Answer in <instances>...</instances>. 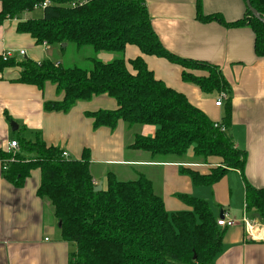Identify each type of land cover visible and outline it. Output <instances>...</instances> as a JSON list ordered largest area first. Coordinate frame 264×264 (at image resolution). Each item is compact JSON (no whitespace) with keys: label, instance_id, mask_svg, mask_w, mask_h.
Wrapping results in <instances>:
<instances>
[{"label":"trees","instance_id":"obj_1","mask_svg":"<svg viewBox=\"0 0 264 264\" xmlns=\"http://www.w3.org/2000/svg\"><path fill=\"white\" fill-rule=\"evenodd\" d=\"M45 2L41 18L21 19ZM1 3L0 24L8 18H19L18 31L30 34L39 44L47 41L48 45L61 48L72 44L79 50L90 47L95 53L116 55L112 61L92 57L89 67H65L51 59L4 60L1 55L0 72L6 67L21 68L16 82L40 89L51 82L59 94H64L61 100L45 101V111L66 113L79 101L107 94L118 106L88 113L95 129L114 130L119 121L125 123L129 133L135 127H155L153 135L133 133L127 148L161 158L183 159L189 152L193 158L206 161L212 156L220 157L221 166L208 174L187 170L197 185L216 183L228 169L244 172L247 151L236 147L228 134V117L216 126L184 94L156 78L142 56L129 63L125 60L126 46L135 45L142 54L163 57L183 67V80L203 93H230L219 66L184 58L163 45L152 26L145 0ZM251 5L264 17V0H251ZM197 19L228 28L251 27L255 54L264 57V23L248 7L242 18L229 22L221 13L204 14L202 0H197ZM197 71L206 75H198ZM16 134V150L0 149V161L7 166L3 175L14 186L22 187L32 170H41L37 194L50 205L58 222L59 238L76 245L69 264H213L223 250L225 229L218 225L207 201L182 195L191 209L168 212L161 191L142 173L123 180L110 171L105 187L96 191L99 183L91 173L88 150L80 159L69 158L58 146L47 144L41 131L29 133L21 128ZM255 213L263 224L264 188L246 180V216Z\"/></svg>","mask_w":264,"mask_h":264},{"label":"crops","instance_id":"obj_2","mask_svg":"<svg viewBox=\"0 0 264 264\" xmlns=\"http://www.w3.org/2000/svg\"><path fill=\"white\" fill-rule=\"evenodd\" d=\"M145 2L152 26L168 50L220 67L230 85L228 99L217 106L220 94L203 93L196 85L183 80V67L163 57L142 54L135 45L126 46L125 60L129 63L142 56L156 78L184 94L214 123L228 117V134L236 147L247 151L244 172L228 169L216 183L197 185L187 170L208 174L221 166L220 157L212 156L206 161L193 158L189 152L183 159L161 158L127 148L129 132L123 121L114 130L95 129L94 120L88 116L97 110L117 108V101L107 94L79 101L66 113L47 112L44 102L61 100L64 94H59L51 82L43 89L16 82L21 71L19 66L6 67L0 72V149H9L21 128L29 133L41 131L47 144L66 151L69 158L80 159L88 150L94 181L102 182L103 187L110 171L125 176V180L142 173L161 191L168 212L191 209L182 195L203 199L217 219L225 217L236 222L224 227L223 250L213 264H264V239L252 236L244 222L247 219L246 180L257 188H264V57L255 54V34L249 26L228 28L217 22L199 21L197 0ZM246 8L244 0H202L204 14L221 13L229 22L242 18ZM25 16L21 19H28ZM19 21V18H8L0 24V56L12 51L11 58L17 61L53 60V53L46 48L48 45L39 44L30 34L18 31ZM22 50L26 51L24 56L19 53ZM113 57L102 53L98 59ZM195 73L206 75L201 71ZM12 122L18 125L17 130L12 129ZM154 132V126L145 125L139 133L153 135ZM40 183L41 170L34 169L22 187L14 186L4 177L0 161V264H69L71 253L76 250L75 243L59 238L52 209L37 194Z\"/></svg>","mask_w":264,"mask_h":264},{"label":"rangeland","instance_id":"obj_3","mask_svg":"<svg viewBox=\"0 0 264 264\" xmlns=\"http://www.w3.org/2000/svg\"><path fill=\"white\" fill-rule=\"evenodd\" d=\"M25 17L28 19H38L43 16V8H36L35 10L31 12H26ZM46 42V44H43ZM41 43L42 45L46 46L48 45L47 41H43ZM47 50H49L51 53H53V60H55L57 63H61L65 67H71V66H80V67H89L91 64V58L100 56L102 53L106 52H99L95 53L94 50L90 47L84 48L83 50H79L75 45L72 44H63V48L60 47V45H48ZM112 54L114 57L111 60H103V61H112L116 58V55L113 53H107ZM125 58V53H124ZM143 127V126H142ZM142 127H135L133 130L128 133L127 141H131L133 138V133L135 132H142ZM130 152L127 153V156ZM120 179L125 180V176H118ZM247 220L250 223V227H256V229H262L264 227V223L262 224L261 221H259V216L255 213L254 216L251 214L247 215ZM259 219V220H258ZM263 238V237H262Z\"/></svg>","mask_w":264,"mask_h":264},{"label":"built area","instance_id":"obj_4","mask_svg":"<svg viewBox=\"0 0 264 264\" xmlns=\"http://www.w3.org/2000/svg\"><path fill=\"white\" fill-rule=\"evenodd\" d=\"M46 5H47V2L43 3L42 5H37L36 8H44ZM43 44H46V42H44ZM19 53H20L21 56H24L26 54V51L22 50V51H19ZM2 56H3L4 60H7V59H9V58H11L13 56V52L12 51H7L4 54H2ZM227 98H228V95L225 92H222L219 95L218 100L216 101V105L217 106H221L223 101L226 100ZM219 124L220 123H216L215 125L219 126ZM222 129L225 130V127H222ZM17 147H18L17 141L14 140V141L10 142L9 150H16ZM63 156L68 157V153L65 151L63 153ZM2 165H3V170H6V168H7L6 163H4V164L2 163ZM244 222L246 223V226H247L248 230H251L250 223H249V221L246 218H244ZM217 223H218L219 226L224 228V227L232 226L236 222L233 219H226L225 217H223V218H219L217 220Z\"/></svg>","mask_w":264,"mask_h":264},{"label":"water","instance_id":"obj_5","mask_svg":"<svg viewBox=\"0 0 264 264\" xmlns=\"http://www.w3.org/2000/svg\"><path fill=\"white\" fill-rule=\"evenodd\" d=\"M246 1V5L247 7L250 9V11L252 12V14L254 15L255 18H257L258 20L262 21L264 23V17L261 16V14L255 9L252 7L251 5V0H245ZM12 125V129L13 130H17L18 129V125L14 122L11 123ZM103 189V183L100 182L96 187H95V190L98 191V190H101ZM221 217H223V214L221 213ZM61 225V223H59V226ZM194 258L196 259V255H194Z\"/></svg>","mask_w":264,"mask_h":264},{"label":"bare ground","instance_id":"obj_6","mask_svg":"<svg viewBox=\"0 0 264 264\" xmlns=\"http://www.w3.org/2000/svg\"><path fill=\"white\" fill-rule=\"evenodd\" d=\"M251 232H252V236H254L255 238L263 237L264 239V227L262 229H256V227H251Z\"/></svg>","mask_w":264,"mask_h":264}]
</instances>
